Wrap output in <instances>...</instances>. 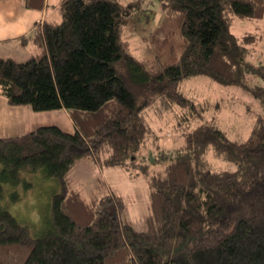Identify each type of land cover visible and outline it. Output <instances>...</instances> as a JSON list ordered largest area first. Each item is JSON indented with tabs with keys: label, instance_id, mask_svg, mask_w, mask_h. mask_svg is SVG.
<instances>
[{
	"label": "trees",
	"instance_id": "16d2710c",
	"mask_svg": "<svg viewBox=\"0 0 264 264\" xmlns=\"http://www.w3.org/2000/svg\"><path fill=\"white\" fill-rule=\"evenodd\" d=\"M154 1L180 28L175 62L131 53L125 28L144 14L157 21L144 0H61V20L38 25V54L0 57V97L34 111L66 109L76 126L0 136V264H264V117L233 139L181 89L204 74L225 85H245L250 75L264 81V66L247 60L260 37L230 31L235 21L263 20L264 0ZM22 3L48 7L47 0ZM130 82L157 88L166 107L178 108L181 144L159 143L153 99L139 104ZM255 92L264 110V87ZM173 121L159 115V123ZM150 143L158 154L142 151ZM84 160L147 178L146 229L129 222L122 195L97 194L103 183L86 194L76 188L71 171ZM30 176L58 186L51 226L39 233L8 209L6 197L14 195L7 183L27 185Z\"/></svg>",
	"mask_w": 264,
	"mask_h": 264
},
{
	"label": "rangeland",
	"instance_id": "374dc122",
	"mask_svg": "<svg viewBox=\"0 0 264 264\" xmlns=\"http://www.w3.org/2000/svg\"><path fill=\"white\" fill-rule=\"evenodd\" d=\"M127 2L129 0H121ZM145 7L158 11V3L154 0H144ZM49 14L59 13L61 19L60 0H49ZM149 14V11H146ZM146 14L141 15L135 24L128 25L124 31V38L131 43V53L142 60H154L160 58L166 62H175L178 59L181 48V34L177 22L165 17L163 14H156V24L152 21H145ZM165 23H168L165 25ZM163 30L158 31V27ZM230 31L235 36H240L245 32L256 35L259 38L256 45L251 46L247 55V60L264 66V19L251 21H235ZM3 48L9 52L19 51L21 58L23 52L19 43H4ZM2 48V47H1ZM20 59V58H18ZM26 59V58H22ZM20 59V61H22ZM115 66L119 73L126 72V67L122 61L117 62ZM131 86L137 95L138 103L142 104L148 99H153L149 107V117H151L156 134L159 137V143L165 145H179L182 143L180 131L174 127L177 123L176 114L178 108H168L158 97L157 88L141 89L137 88L132 82ZM264 87V81L257 76H248L245 85H225L209 75H199L182 82V92L192 100H195L205 109V115L208 120L215 119L216 123L233 139H244L250 134L252 125L264 117V110L261 106V96L256 95L255 89ZM1 100L5 99L0 97ZM6 102V101H5ZM25 107V106H23ZM17 106H11L12 110H19ZM29 108V107H28ZM36 122L33 126H25L16 132H3L0 130V136L21 135L36 126L60 123L63 127L69 126V120L63 109L50 111H34ZM165 115L174 118L173 122L167 124L159 123V115ZM9 118L7 117V120ZM50 124V125H53ZM45 126V125H44ZM64 129V128H63ZM67 130V128L65 129ZM159 148L155 143H150L143 148L144 153L158 154ZM71 177L74 185L83 193L90 192L100 183L105 187L103 190H97L98 195H104L107 192H115L123 196L126 203V217L136 230H144L147 227L146 218L151 213L150 194L145 176L132 177L128 171L121 167H103L96 166L91 160H84L78 163L71 171ZM27 185L25 183L11 184L7 183L5 187L13 191L14 195H7L9 201L8 209L16 214L22 221L34 224L37 232L49 229L51 226V197L57 190V182L53 178L46 176H30ZM13 197V198H12Z\"/></svg>",
	"mask_w": 264,
	"mask_h": 264
},
{
	"label": "crops",
	"instance_id": "0c3cea01",
	"mask_svg": "<svg viewBox=\"0 0 264 264\" xmlns=\"http://www.w3.org/2000/svg\"><path fill=\"white\" fill-rule=\"evenodd\" d=\"M158 13L162 14L160 10H158L157 14ZM46 20L59 21V13L53 15L49 14V5L44 10H35L26 8L22 0H3L0 4V57H10L17 61L26 58L22 59V61H26L33 55L38 54L42 50L43 44L38 25ZM4 43H19L25 55L21 58V53L19 51L9 52L6 48H3L4 46H1ZM17 107H19L17 108L19 110H12L7 102L0 99L1 131L16 132V130H20L25 126H33L35 124L36 116H34V112L28 110L30 107ZM62 111L63 112L59 113H61V116H63V113H66L70 123L69 126L63 127L60 123L50 124L57 125L64 129L67 128L68 131H74L76 126L73 119L66 109ZM7 117L9 118L8 120ZM38 127L36 126V128Z\"/></svg>",
	"mask_w": 264,
	"mask_h": 264
}]
</instances>
